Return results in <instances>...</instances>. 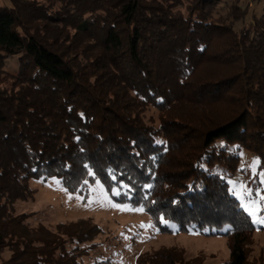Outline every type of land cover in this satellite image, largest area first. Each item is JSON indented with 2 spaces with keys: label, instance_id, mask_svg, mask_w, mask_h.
<instances>
[{
  "label": "trees",
  "instance_id": "trees-1",
  "mask_svg": "<svg viewBox=\"0 0 264 264\" xmlns=\"http://www.w3.org/2000/svg\"><path fill=\"white\" fill-rule=\"evenodd\" d=\"M9 2L0 5V264H86L101 247L105 230L92 219L51 230L16 215L17 201L35 198L31 181L51 178L84 203L100 182L162 233L226 236V264H248L256 226L228 179L243 149L264 164V13L245 12L236 31L216 16L224 0ZM208 60L233 72L199 78ZM218 102L228 114L204 116L193 138L189 115Z\"/></svg>",
  "mask_w": 264,
  "mask_h": 264
},
{
  "label": "rangeland",
  "instance_id": "rangeland-1",
  "mask_svg": "<svg viewBox=\"0 0 264 264\" xmlns=\"http://www.w3.org/2000/svg\"><path fill=\"white\" fill-rule=\"evenodd\" d=\"M9 0H0V5L9 4ZM235 7L239 10H235ZM245 10V11H244ZM245 12L258 15L264 13V0H224L219 7L217 17H222L226 24L235 25L236 31L246 26V20H238ZM224 43L214 46L213 52L219 53ZM222 48V49H221ZM205 68L199 72L202 77L209 75H228L233 71L226 65L208 60ZM19 67L17 58L8 61L7 70L15 72ZM12 82H7V84ZM213 111L193 113L189 118L193 121L191 133L198 136L202 129L200 122L207 114L213 119L224 118L230 103L218 102L212 106ZM158 111L150 109L148 115L158 118ZM194 140L192 144L196 145ZM190 151H183L179 157ZM241 162L235 177L228 179L230 191L241 203L255 200L257 193L264 195V164L252 152L243 149L240 153ZM32 190L36 191L34 200L17 201L14 211L17 214H33L28 223L30 227L43 226L54 230L59 223H74L92 219L105 230L101 247L93 253L86 264H164L154 254L161 252L171 255L178 264H226L230 257V241L226 236H207L191 231L189 233H162L152 218L143 208H132L130 205L115 203L104 186L97 182L92 186L89 199L83 202L80 195H72L65 191L58 178L48 181L32 180ZM116 205V206H113ZM142 209V211H141ZM248 213V212H247ZM249 214V213H248ZM264 216V212L259 213ZM254 223V218L249 215ZM256 230L253 243L249 247L248 264L264 262V224L254 223ZM175 229V226H171ZM9 252L5 257H9ZM149 262L148 260H152ZM162 260V259H161ZM159 261V262H158Z\"/></svg>",
  "mask_w": 264,
  "mask_h": 264
},
{
  "label": "snow or ice",
  "instance_id": "snow-or-ice-1",
  "mask_svg": "<svg viewBox=\"0 0 264 264\" xmlns=\"http://www.w3.org/2000/svg\"><path fill=\"white\" fill-rule=\"evenodd\" d=\"M242 207L254 218V223L264 224V216L259 215V213L264 212V195L257 193V198L255 200L246 202Z\"/></svg>",
  "mask_w": 264,
  "mask_h": 264
}]
</instances>
